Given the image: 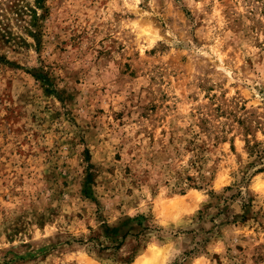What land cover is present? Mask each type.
<instances>
[{"label":"rangeland","instance_id":"obj_1","mask_svg":"<svg viewBox=\"0 0 264 264\" xmlns=\"http://www.w3.org/2000/svg\"><path fill=\"white\" fill-rule=\"evenodd\" d=\"M0 264H264V0H0Z\"/></svg>","mask_w":264,"mask_h":264},{"label":"bare ground","instance_id":"obj_2","mask_svg":"<svg viewBox=\"0 0 264 264\" xmlns=\"http://www.w3.org/2000/svg\"><path fill=\"white\" fill-rule=\"evenodd\" d=\"M155 253V252H152V254ZM152 256V255H151ZM154 256H157V255H154ZM139 259H142V258H139ZM143 260V259H142Z\"/></svg>","mask_w":264,"mask_h":264}]
</instances>
